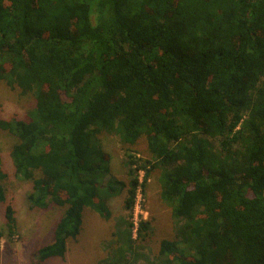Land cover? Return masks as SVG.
Wrapping results in <instances>:
<instances>
[{
  "label": "trees",
  "instance_id": "obj_1",
  "mask_svg": "<svg viewBox=\"0 0 264 264\" xmlns=\"http://www.w3.org/2000/svg\"><path fill=\"white\" fill-rule=\"evenodd\" d=\"M0 80L35 96L27 118L0 117L29 204L64 207L35 262L63 258L84 210L109 219L126 187L127 218L99 264L136 262L150 222L135 227L133 210L160 169L175 238L160 241L159 264H264V0H0ZM103 133L129 150L147 139L127 183ZM4 217L0 239L15 233L11 204Z\"/></svg>",
  "mask_w": 264,
  "mask_h": 264
},
{
  "label": "rangeland",
  "instance_id": "obj_2",
  "mask_svg": "<svg viewBox=\"0 0 264 264\" xmlns=\"http://www.w3.org/2000/svg\"><path fill=\"white\" fill-rule=\"evenodd\" d=\"M34 105L33 93L23 95L18 88L12 89L4 80H0V117L25 119ZM100 140L110 156L112 174L126 183L129 181V155L141 159L140 163L151 157L145 136L140 137L130 150L121 143L116 134L103 133ZM16 141L13 134L0 130V160L6 174L5 178L0 179L6 196V201L0 203V230H5L6 204L12 205L16 217L14 235L11 238L4 235L0 239V264H99L111 252L108 244L115 238V231L122 229L119 222L127 218L128 213L123 205L127 187L108 201L111 211L109 219L102 218L91 208L84 210L81 231L77 238L67 241V251L63 258L50 257L42 263L35 262L33 252L53 241L54 228L64 207L52 204L46 208H36L29 204L28 194L32 190V183L15 176L10 158V150ZM160 174V169L151 171L145 191L139 193L133 210V222L136 221L137 225L141 219L150 222V229L144 238L135 242L141 256L133 264H151L150 261L159 264L160 241L164 238H175V223L170 207L160 198ZM138 175L143 179V171L138 172Z\"/></svg>",
  "mask_w": 264,
  "mask_h": 264
},
{
  "label": "built area",
  "instance_id": "obj_3",
  "mask_svg": "<svg viewBox=\"0 0 264 264\" xmlns=\"http://www.w3.org/2000/svg\"><path fill=\"white\" fill-rule=\"evenodd\" d=\"M139 172H141V171H139ZM141 175H139V181H142V178L140 177ZM139 193L140 192H138V195H139ZM138 195H137V198H138ZM136 201H137V199H136ZM137 203V202H136ZM136 206V205H135ZM134 219V218H133ZM134 224H135V227H137V222L136 221H134Z\"/></svg>",
  "mask_w": 264,
  "mask_h": 264
}]
</instances>
